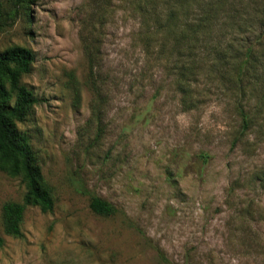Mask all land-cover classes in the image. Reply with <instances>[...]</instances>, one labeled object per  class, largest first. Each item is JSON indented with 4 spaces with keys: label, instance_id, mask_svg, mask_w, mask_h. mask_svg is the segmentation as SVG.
<instances>
[{
    "label": "rangeland",
    "instance_id": "1",
    "mask_svg": "<svg viewBox=\"0 0 264 264\" xmlns=\"http://www.w3.org/2000/svg\"><path fill=\"white\" fill-rule=\"evenodd\" d=\"M207 2L183 17L179 0H38L0 31V50L34 53L23 83L37 104L18 127L56 199L49 213L27 208L23 238L9 236L2 206L26 190L0 171V264H264V106L250 97L241 132L227 64L203 62L237 37L224 12L194 55V102L177 91L174 36ZM173 8L170 38L159 27ZM91 196L117 212L98 217Z\"/></svg>",
    "mask_w": 264,
    "mask_h": 264
},
{
    "label": "trees",
    "instance_id": "2",
    "mask_svg": "<svg viewBox=\"0 0 264 264\" xmlns=\"http://www.w3.org/2000/svg\"><path fill=\"white\" fill-rule=\"evenodd\" d=\"M35 1L38 0H13L14 8L8 9L0 0V31L13 25L19 9L24 8V11H27ZM203 1L179 0L181 7L179 11H183L182 16L185 17L193 7ZM205 6V11L196 19L195 24L187 25V35L174 36L178 44L176 50L178 61L182 64L177 70L179 75L177 91L181 95L183 104L192 100L189 93L193 86L195 64H199L198 55L195 57L194 55L200 41L204 40L211 31V21L224 12V23L237 37L230 38L223 45H215L214 50L210 52L211 61L207 62L204 58L203 62L227 64L226 79L235 93V109L241 120V132H244L254 122V114L248 106L250 97L254 96L256 109L260 110L264 106V0H248V2L215 0L205 3ZM146 11L144 13L148 21L149 14ZM176 12L174 8L170 9L164 20L165 24L159 27L162 34L166 31L170 34V38L169 27L170 23L177 20L174 14ZM246 31L253 34L252 40L249 41L244 37L248 34ZM151 34L146 38L152 39L154 34ZM167 36L164 37L161 51L170 42ZM235 44L238 47L235 48ZM148 46L150 47V44ZM183 48L187 50L185 55L182 52ZM34 61V53L27 47L15 45L0 50V171L11 178H19L26 190L23 202L11 201L2 206L1 218L5 233L19 239L23 238L21 224L27 208L35 207L43 213H49L56 203L54 189L43 177L40 159L33 151L27 134L18 127L27 120L37 104L32 91L23 83V78L31 72ZM93 66L90 60V72ZM88 206L98 217H109L117 212L113 203L102 197L91 196Z\"/></svg>",
    "mask_w": 264,
    "mask_h": 264
}]
</instances>
